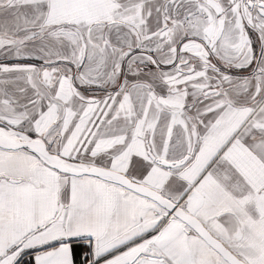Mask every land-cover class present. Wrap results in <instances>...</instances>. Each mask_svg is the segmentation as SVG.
<instances>
[{
	"label": "snow or ice",
	"instance_id": "snow-or-ice-1",
	"mask_svg": "<svg viewBox=\"0 0 264 264\" xmlns=\"http://www.w3.org/2000/svg\"><path fill=\"white\" fill-rule=\"evenodd\" d=\"M0 264H264V0H0Z\"/></svg>",
	"mask_w": 264,
	"mask_h": 264
}]
</instances>
